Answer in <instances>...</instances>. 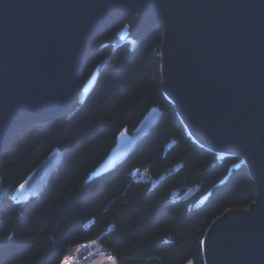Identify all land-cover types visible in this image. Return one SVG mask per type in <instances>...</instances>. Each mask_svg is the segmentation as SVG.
<instances>
[{"label":"water","instance_id":"obj_1","mask_svg":"<svg viewBox=\"0 0 264 264\" xmlns=\"http://www.w3.org/2000/svg\"><path fill=\"white\" fill-rule=\"evenodd\" d=\"M103 46L138 43L163 26L161 78L194 140L216 153L244 155L255 201L230 208L203 239L205 264H264V0H0V159L12 135L83 103L110 56L79 88L95 36L125 18ZM153 105L122 129L93 175L125 162L164 116ZM55 146L15 187L17 202L39 196L60 167Z\"/></svg>","mask_w":264,"mask_h":264},{"label":"trees","instance_id":"obj_2","mask_svg":"<svg viewBox=\"0 0 264 264\" xmlns=\"http://www.w3.org/2000/svg\"><path fill=\"white\" fill-rule=\"evenodd\" d=\"M128 19L95 36L79 88L110 59L88 98L49 123L16 131L2 153V184L15 187L55 146L66 148L39 196L17 202L6 195L0 264H61L73 247L95 239L117 264H205L203 239L212 223L255 201L244 155L219 154L194 140L165 94L163 26L115 52L103 46ZM153 105L165 111L158 125L125 162L94 176L118 133L132 130ZM195 185L190 196L175 195Z\"/></svg>","mask_w":264,"mask_h":264},{"label":"rangeland","instance_id":"obj_3","mask_svg":"<svg viewBox=\"0 0 264 264\" xmlns=\"http://www.w3.org/2000/svg\"><path fill=\"white\" fill-rule=\"evenodd\" d=\"M198 188L199 186L195 185L182 194L176 192L175 195L187 197L196 192ZM84 245H89V247H83ZM68 256L73 258V264H113V261L109 260L108 257L115 259L114 255L96 239L73 247L65 257ZM115 264H117L116 259ZM187 264H194V261L190 260Z\"/></svg>","mask_w":264,"mask_h":264},{"label":"snow or ice","instance_id":"obj_4","mask_svg":"<svg viewBox=\"0 0 264 264\" xmlns=\"http://www.w3.org/2000/svg\"><path fill=\"white\" fill-rule=\"evenodd\" d=\"M83 247H89V245H84ZM108 259L113 261V264H115V259L113 257H108ZM62 264H73V258L70 256L65 257Z\"/></svg>","mask_w":264,"mask_h":264}]
</instances>
